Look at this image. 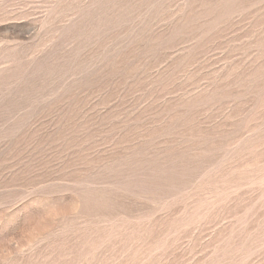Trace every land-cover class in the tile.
I'll list each match as a JSON object with an SVG mask.
<instances>
[{"label": "rangeland", "instance_id": "rangeland-1", "mask_svg": "<svg viewBox=\"0 0 264 264\" xmlns=\"http://www.w3.org/2000/svg\"><path fill=\"white\" fill-rule=\"evenodd\" d=\"M0 264H264V0H0Z\"/></svg>", "mask_w": 264, "mask_h": 264}]
</instances>
